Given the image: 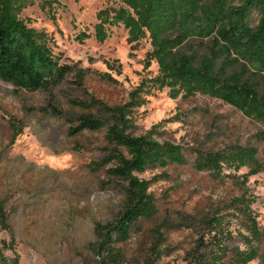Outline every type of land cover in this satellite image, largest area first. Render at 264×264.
<instances>
[{
  "label": "rangeland",
  "instance_id": "obj_1",
  "mask_svg": "<svg viewBox=\"0 0 264 264\" xmlns=\"http://www.w3.org/2000/svg\"><path fill=\"white\" fill-rule=\"evenodd\" d=\"M11 7L68 74L36 91L0 79V201L8 226L0 223V264H97L94 228L114 219L122 189L108 182L110 165H98L114 150L113 121L83 106L94 100L124 108L129 134L180 147L187 160L138 175L150 182L156 213L134 229L120 264H190L200 231L195 218L214 213L231 237L218 240L246 249L237 235L249 232L232 206L242 196L264 231L263 124L221 99L173 86L153 35H135L125 23L130 15L143 26L141 0H11ZM210 46V39L190 40L176 51L202 60ZM80 114L104 120L105 128L71 135ZM240 149L255 150L257 164L221 173L198 167L208 156ZM156 231L165 240L158 259ZM256 245L259 255L249 264H264V240Z\"/></svg>",
  "mask_w": 264,
  "mask_h": 264
},
{
  "label": "trees",
  "instance_id": "obj_2",
  "mask_svg": "<svg viewBox=\"0 0 264 264\" xmlns=\"http://www.w3.org/2000/svg\"><path fill=\"white\" fill-rule=\"evenodd\" d=\"M141 4L143 26L130 15L125 23L135 35L147 32L153 35L161 68L173 86L187 96L202 93L221 99L264 126V92L259 91L264 86V0H141ZM254 13L258 16L256 26H252ZM205 39H210L211 46L209 55L202 60L194 54L176 51L190 40ZM67 74V68L55 60L50 48L33 38L17 21L11 0H0V79L36 91L60 85ZM83 106L106 113L113 121L109 139L114 150L98 165H110L108 182L119 184L122 189L120 209L113 220L95 225L97 240L92 252L97 264H120L122 247L131 239L134 229L156 213L150 182L138 175L157 167L183 165L187 160L180 147L161 144L149 136L129 134L124 108H111L95 100ZM75 120L77 125L70 132L74 136L84 131L98 132L106 126L104 120L87 114L76 115ZM261 138L264 140V134ZM255 161V150L240 149L234 155L208 156L198 167L221 173L224 169L240 170L257 164ZM251 205L245 196L232 202L249 232L237 235L246 246L244 250L232 249L218 240L227 236L223 229L225 218L219 213L195 218L200 231L189 253L190 264L254 261L259 255L256 243L264 240V231L253 217ZM0 223L8 229L1 201ZM156 233L159 241L153 252L158 259L161 252L157 253V248L165 240L159 231ZM2 264L19 262L16 259L8 263L3 259Z\"/></svg>",
  "mask_w": 264,
  "mask_h": 264
}]
</instances>
